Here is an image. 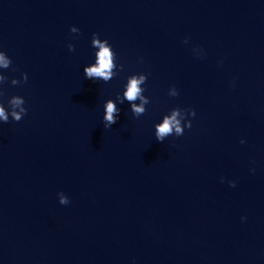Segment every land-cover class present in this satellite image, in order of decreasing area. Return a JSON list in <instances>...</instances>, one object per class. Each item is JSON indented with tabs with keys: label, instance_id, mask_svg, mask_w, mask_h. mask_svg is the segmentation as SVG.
Returning a JSON list of instances; mask_svg holds the SVG:
<instances>
[{
	"label": "water",
	"instance_id": "95a60500",
	"mask_svg": "<svg viewBox=\"0 0 264 264\" xmlns=\"http://www.w3.org/2000/svg\"><path fill=\"white\" fill-rule=\"evenodd\" d=\"M0 55L6 264H264V0H0Z\"/></svg>",
	"mask_w": 264,
	"mask_h": 264
},
{
	"label": "clouds",
	"instance_id": "9594fccd",
	"mask_svg": "<svg viewBox=\"0 0 264 264\" xmlns=\"http://www.w3.org/2000/svg\"><path fill=\"white\" fill-rule=\"evenodd\" d=\"M95 35V33H94ZM94 43H99L97 41H94ZM101 48V51L99 52V61H98V67H92L90 69L86 70V75L91 78L92 76H99L103 77L105 80H107L110 76V69L113 67L112 65V53L110 52L108 47H105L103 44L99 45ZM9 61L5 60L3 55H0V65L4 67H8ZM143 77H141L139 80L136 78H132L130 81V86L127 88V91L125 93V96L128 101H134L137 99L140 88L138 85L143 81ZM21 101L14 100L13 103L19 104ZM132 110L136 113H142L143 108L137 107L136 105H132ZM116 107L112 102H108L106 105L104 120L107 121V124L105 127L107 128L109 125L115 123L114 119V113L116 112ZM21 112L25 113V109H21ZM13 120L14 121H20L22 116L19 113L13 112L12 113ZM0 120H3L5 122H8V117L5 115L4 109L0 107ZM175 127V131L177 134H181L182 130L179 127L178 121L175 119V113L171 118H166L163 122V125L158 127L157 130V140H162L163 137L170 134ZM191 127V125L189 126ZM60 203L62 205H66L69 203V201H65L63 198L61 199Z\"/></svg>",
	"mask_w": 264,
	"mask_h": 264
}]
</instances>
